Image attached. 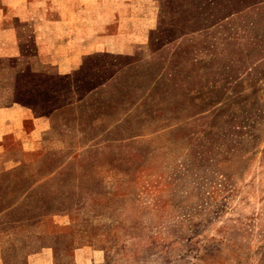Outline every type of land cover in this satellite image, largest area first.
Segmentation results:
<instances>
[{
  "label": "rangeland",
  "instance_id": "1",
  "mask_svg": "<svg viewBox=\"0 0 264 264\" xmlns=\"http://www.w3.org/2000/svg\"><path fill=\"white\" fill-rule=\"evenodd\" d=\"M4 106L0 264H264V0H0Z\"/></svg>",
  "mask_w": 264,
  "mask_h": 264
},
{
  "label": "crops",
  "instance_id": "2",
  "mask_svg": "<svg viewBox=\"0 0 264 264\" xmlns=\"http://www.w3.org/2000/svg\"><path fill=\"white\" fill-rule=\"evenodd\" d=\"M15 48L18 49L17 46ZM16 54L18 51L11 55ZM47 127V118L38 117L29 108L22 106L0 108V151L4 150L1 146H5V138L8 135L13 141L21 140L24 148H32L37 132Z\"/></svg>",
  "mask_w": 264,
  "mask_h": 264
},
{
  "label": "trees",
  "instance_id": "3",
  "mask_svg": "<svg viewBox=\"0 0 264 264\" xmlns=\"http://www.w3.org/2000/svg\"><path fill=\"white\" fill-rule=\"evenodd\" d=\"M56 77H57V78H61V76H59V75H57ZM48 78H51V77H50V76H48ZM30 107H31V106H30Z\"/></svg>",
  "mask_w": 264,
  "mask_h": 264
}]
</instances>
